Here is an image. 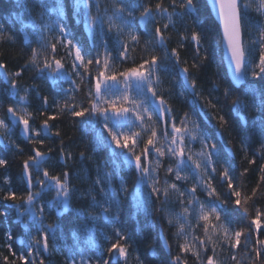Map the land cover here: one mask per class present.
I'll return each instance as SVG.
<instances>
[{
    "label": "snow or ice",
    "instance_id": "obj_1",
    "mask_svg": "<svg viewBox=\"0 0 264 264\" xmlns=\"http://www.w3.org/2000/svg\"><path fill=\"white\" fill-rule=\"evenodd\" d=\"M208 3L215 12L218 29L222 30L220 44L225 50L222 63H227L234 84L247 82L244 95L251 97V107L257 112L253 125L259 129L261 139L260 149L257 151L261 154L260 158L264 159V24L254 25L248 17L251 8L248 0H206L205 6ZM16 6L21 9V14L15 20L23 23L27 19L25 27L39 29L33 33L38 47L31 49L28 61L14 72H8V64L0 61V78L10 85L5 93L12 97L18 96V82L9 77L19 78L24 71H33L36 79L50 82L53 89L57 90V96L53 97V107L60 114H67L74 122L93 129L102 126L95 141L111 153L110 161L97 165V179L93 186L99 187L100 199H97L94 190L80 192L77 196V199L87 198L90 202L87 211L76 210L74 213L76 219L83 223L69 229L68 234L73 243L63 245L64 264H121V261L127 264L130 236L121 226V194L127 193L128 188L124 182H121L118 189L112 186L113 177L122 168H127L133 174L137 212L151 214L153 211H162V208H155L154 205L157 202L167 204L170 197L178 196L183 211L176 216L177 231L173 235L178 242L183 240L178 243L179 252L193 257L194 264H218L215 246L212 248L213 254L207 255L208 245H215L217 242L221 245L226 243L232 261L239 264L237 249L248 253L253 233L256 235V243L251 248L255 253L252 264H264V239L260 238L264 234V213L257 210L255 217L250 219V225L237 229L233 227L234 221L229 216V210L224 207L229 203L236 209L243 206V216L248 217V202L264 190V163L259 165L260 180L249 195L243 184L237 183L232 162L223 157L228 144L232 142L233 125L224 114L220 96L211 94L223 87V98L231 99L230 111L238 117L247 105L237 94L238 89L231 85L224 86L220 80H213L209 96L202 97L197 87L198 78L191 75L187 61L183 62L185 66H180L182 61L177 48H172L169 53L168 38L164 35L169 27H176L173 17L182 23L187 16L195 24L201 8L200 0H171V12L164 6V0H157L154 9L145 0H111L110 6L103 7V11L101 0H16ZM69 7L72 8L74 22L78 26L82 24L92 37L91 48L94 52L81 46L69 30L66 22ZM177 8L179 12L176 11ZM256 12L264 17V0H259ZM33 13H36L35 17ZM165 17L168 23L162 28L158 21ZM137 21L139 28L148 37L144 42L145 49L151 46L153 53L163 50L162 56L152 54L145 58L142 51L138 64L130 57V50H135L140 44ZM252 27L258 29L259 37L253 41V44H258V48L250 49L245 44L244 37ZM3 32V25L0 24V38ZM46 32L54 35L49 38L45 35ZM27 38L25 34L24 39ZM110 38L114 39L117 55H113L108 48ZM188 39L185 27L180 40L183 42ZM202 39V34L194 28L190 35L194 46L191 68L197 71L208 59L206 51L201 56L204 47ZM9 40L15 42L11 36ZM179 47L183 48L184 44L181 43ZM256 53L258 59L254 60ZM130 59L133 66L126 67ZM69 60L70 70L65 66ZM169 64L177 69L172 81L175 83L177 78L180 80L176 85L180 91L175 95L183 98L191 109L180 117L179 124L172 108L157 91V85L161 82L159 73L169 71ZM249 77L251 82H248ZM64 83L68 87H63ZM23 91L25 96H20V101L25 100L29 89L25 88ZM35 91L37 98L43 101L39 114L45 116L49 98L47 95L41 98L39 89ZM5 93H0V96ZM77 93H83L86 97L87 107L84 106V101H76ZM60 98H63V107ZM202 99L206 100V108L198 105ZM212 109H216L219 115L211 114ZM200 114L209 117V124L216 121L219 129L216 125L207 129L197 119ZM5 119L21 125L23 140L33 147L29 150L27 159L22 162L21 181L24 191L18 192L12 186L9 175H4L0 183V218H3L0 225L8 222L11 216V222L3 228V245H0L7 249L8 254L0 253V261L2 264H46L53 251L61 250V238L57 233L62 232L64 214L73 211L70 203L77 190L71 185L69 171L63 170L52 175L43 165L52 159L50 154L54 151L59 152L58 162L65 166L73 157L71 153H65L62 141L58 150L52 147L47 151L43 150L46 140L60 136L59 130L53 132L49 124V121L57 119V115H46V119L36 128L30 123L31 114H28V118L25 115L17 117L15 106H9ZM5 119H0V129H7ZM241 127H247L246 118ZM225 128L229 130L230 139L221 146ZM5 134L11 140V133ZM195 142H199L201 147L198 152L193 153ZM241 145L247 153L248 145L243 139ZM3 147L16 153L24 151L14 141ZM84 159L85 153L81 152V162ZM166 159L168 166L163 168L164 178L161 180L160 171ZM109 162L112 169L105 170L101 178V168L106 169ZM247 163L253 165L257 160L249 159ZM8 165L9 161L0 156V168L7 169ZM248 172L249 168H244L240 176L243 177ZM189 181L191 186L185 187ZM225 183L227 192L223 193L220 188ZM144 188L149 189L146 196ZM53 191L55 196L51 200H43L45 193ZM198 192L205 194L208 199H198ZM37 203L40 204L39 211L36 210ZM46 209L47 215L53 217L48 224H45ZM97 209L99 212L93 215ZM98 219L105 221L112 229L111 238L99 229ZM168 224L173 226L171 218ZM12 225H18L20 232H14ZM97 231L104 238L106 247H101L96 242ZM200 232L203 233L202 237ZM217 233L222 234V240H213ZM81 234L85 236L83 244L80 242ZM157 238L162 239L164 246L171 251L166 237H161L158 233ZM111 239L115 242H111ZM88 252L93 254L88 255ZM170 264H187V260L182 259V255H176L171 258Z\"/></svg>",
    "mask_w": 264,
    "mask_h": 264
},
{
    "label": "trees",
    "instance_id": "obj_2",
    "mask_svg": "<svg viewBox=\"0 0 264 264\" xmlns=\"http://www.w3.org/2000/svg\"><path fill=\"white\" fill-rule=\"evenodd\" d=\"M151 3V6L155 7L157 0H145V3ZM251 4V8L248 12V17L251 19L253 24H264V17H261L257 14L256 8L259 4V0H248ZM201 8L197 14V21L194 24L192 19L189 17H184L183 22L181 23L176 17H173V20L176 23V27H169L164 35L168 38L167 45L168 51L171 52L172 48H177L180 53V59L182 61L181 67L185 66L184 61H187V66L189 67L190 73L192 76H196L198 90L201 91L202 97L209 96V90L212 87L213 80H220L222 85L228 86L233 85L229 81L224 64L222 63V49L220 44V30L218 25L213 20L209 8L206 5L205 0H200ZM111 0H101V11L103 7L110 6ZM171 0H164V6L169 8V12L172 11L170 7ZM179 12V8L176 9ZM95 13V9H93ZM21 14V9L17 8L16 0H0V24L3 25V36L0 38V61L6 62L8 72H14L19 70L29 59L32 48H37L36 36L33 34L34 31L31 27H25L28 23L27 19L21 23L20 21L15 20V17ZM36 16V13H33V17ZM139 16V12H137ZM55 17L53 16V19ZM66 22L69 25V30L71 31L75 40L79 42L81 46L91 51H95L91 48L92 37L86 32L83 28V25H77L73 20L72 8L67 9ZM138 22V21H137ZM159 25L163 28L165 23H168L167 17L159 19ZM106 27V26H105ZM151 27V25H150ZM187 28V34L189 36L188 40L181 41L180 34L185 31ZM198 30L202 34V44L203 49L201 51V56L204 55V52H207L208 59L205 61L199 71L192 69L191 65L194 59V46L190 41L191 31L193 29ZM137 31L140 32V44L135 50H130V57L134 58L136 64L141 61V52L145 58L150 57L152 54L163 55V50H159L157 53H153L151 46L145 49L144 42L147 40V34L139 28L137 24ZM25 34L27 35V40L24 39ZM46 36L51 38L54 33H45ZM9 36L13 38L15 42L9 40ZM259 31L257 28L252 27L245 33V44L250 48H258V44H253L254 40H258ZM99 37H97V40ZM121 39H126V37H121ZM183 43L184 47L180 48L179 45ZM108 48L112 51L113 55H117L115 48V42L113 38L109 39ZM63 55V53H61ZM101 55L103 56V49H101ZM41 61L43 57H40ZM254 60L258 59V53L253 57ZM71 61H67L65 66L70 70ZM133 66V61L130 59L126 65ZM177 71L175 67L169 64V71L160 72V83L157 85V91L162 97L166 100L169 107L172 108L174 116L176 117V122L179 124V119L184 115L185 112H190L191 109L188 104L185 103L183 98L175 95L180 91V88L177 87L180 83L179 78L175 81H172L173 74ZM36 74L33 71H24L22 76L19 78L9 77L10 79H16L18 82L19 95L12 97L8 96L5 93V90L10 88V85L5 83L3 78H0V93H5L0 96V119H5L7 116V108L9 106H15L17 110V117L20 115H25V118H28V114H31L32 119L30 123L38 128L41 121L46 119V115H57V119L49 121V124L52 126V131L55 132L59 130V137H52L50 140L45 141L44 151H47L49 147L59 149L61 141L64 144L65 153H71L73 159L67 161V165L64 163L58 162L59 152L54 151L51 153L52 159L48 160L43 167L49 169L52 175H56L63 170H67L71 173V185L77 190L76 195L73 196L70 207L73 210L64 214L63 218V228L62 232L57 233V236L61 238V250L53 251L49 260L46 261V264H64L63 256V245L72 244V238L70 237L69 229H72L76 225L83 223L81 220H77L75 217L76 210H88L89 199H77V196L80 192L87 190H94L97 195V199H100V189L98 186L94 188L93 182L97 179V165H103L105 162L110 161L111 153L105 149L103 146L98 145L95 141L97 133L102 129V126H97L96 129H93L91 126L74 122L73 118L67 114H60L53 107V97L57 96V90L53 89L50 82L42 81L35 78ZM251 82V77L249 81ZM247 82L243 84L238 89V95H240L243 103L247 105L246 108L242 109L239 117L236 113L230 111L231 99L225 100L223 98V87H221L218 92H213L212 96H220L221 104L224 106V114L227 115L230 123L233 125L232 128V142L228 144V149L223 153L225 159H229L232 162L233 174L237 178V183H242L245 191L250 195L253 187H256L258 181L260 180L259 165L264 163V159L260 158V136L259 129L254 128L253 120L257 116V112L251 107V97L244 95ZM63 87H68L66 83L63 84ZM28 88L29 92L26 95L24 101H20V96H25L23 89ZM235 88V87H234ZM36 89H39L40 97L47 95L49 98L47 113L45 116L39 114V109L42 106V99L37 98ZM61 99V107H63V98ZM76 101H84V106H88V102L83 93L76 94ZM200 107L206 108V100H201L198 102ZM211 114L219 115V112L216 109L210 110ZM246 118L247 127H241L242 121ZM83 119V118H79ZM197 119L205 125L207 129H211L213 125H216V128L219 129V125L216 121H212L209 124V117L203 116L200 114L197 116ZM7 124V129H0V156H4L8 161L9 165L7 169L0 168V183H2L3 176L9 175L11 177L12 186L18 191H24V185L21 181V171H22V162L24 159H27L29 155V150L33 145H29L26 141L23 140L20 133L21 125L14 124L11 120L5 119ZM170 131V128H169ZM6 132L11 133V140ZM106 135V134H105ZM224 141L220 142L221 146L228 143L229 130L227 128L223 129ZM248 145L247 153L242 149L241 140ZM18 143L24 151L22 153H16L14 150L8 151L5 150L3 145H7L10 142ZM36 147H39L38 145ZM199 142H195L193 145V153L200 150ZM85 153V159L83 162L80 160V153ZM255 154V157H254ZM255 158L257 163L253 165H248L247 161L249 159ZM168 166V160L166 159L162 165L160 171L161 180L164 178L163 168ZM244 168H249V172L241 177L240 173ZM112 165L109 162L107 168H101L99 173L100 177H103L105 170L111 171ZM222 170V169H219ZM121 182L126 183L128 192L122 193V211H121V226L126 230L130 236L129 251L127 256V264H170V260L173 256L182 255V259L187 260V264H194V258L188 254H181L179 252L178 243H182L181 239L179 242L176 237L173 235L177 231L175 226V219L178 214H182V208L179 204L178 196H172L169 198V203L160 204L157 202L154 207L162 208V211L155 212L151 214L145 213L143 211L137 212L135 207V195L136 187L133 181V174L127 168H122L118 175L113 177L112 186L119 188ZM216 183H219V176L216 177ZM185 187L191 186V181L184 185ZM220 191L223 193L227 192L226 183L220 188ZM149 192V189L144 188L143 193L146 196ZM198 199L207 200L208 197L198 192ZM55 196V192L45 193L43 200H51ZM40 204L37 203L36 210L39 211ZM225 208L229 210V216L234 221L233 227L240 228L247 225H250V219L255 217L257 210L264 213V190H261L256 197L248 202V217L243 216V206L240 209H236L235 206L231 203L224 205ZM99 212V209L96 212H93V215H96ZM171 218L173 220V226H169L168 220ZM3 218H0L2 220ZM27 219V218H26ZM53 217L47 215L46 209V219L45 224L51 223ZM214 219V218H213ZM262 221H264V216H262ZM11 222V216L9 221L3 225H0V245H3V228ZM193 223L195 220L193 219ZM99 229L104 232L105 235L112 237V229L107 226L106 222L102 219L97 220ZM14 232L19 233L20 227L18 225H12ZM160 234L161 237H166L167 242L171 245V251H169L163 244L162 239L157 238V234ZM199 235L202 237L203 233L200 232ZM223 239L221 233H217L213 236V240ZM261 239H264V234L260 236ZM85 236L80 235V242L83 244ZM191 240V237H189ZM96 242L101 245V247H106L104 238L99 234V231L96 233ZM111 242H115L114 239H111ZM256 243V235L253 233L251 237V245L249 246L248 253L237 249L239 264H252V260L255 257V253L251 251L252 245ZM151 245V247H150ZM216 248V260L218 264H234L231 259V253L227 248V244L221 245L217 242L215 245L209 244L207 255H212V248ZM18 250V249H17ZM0 253L7 255V249L0 247ZM88 255H92L93 252H88ZM106 254V253H105ZM250 254V255H249ZM139 257V259H138ZM11 258V257H10ZM2 264V261H0ZM121 264H125L124 261H121Z\"/></svg>",
    "mask_w": 264,
    "mask_h": 264
},
{
    "label": "water",
    "instance_id": "obj_3",
    "mask_svg": "<svg viewBox=\"0 0 264 264\" xmlns=\"http://www.w3.org/2000/svg\"><path fill=\"white\" fill-rule=\"evenodd\" d=\"M205 1H206V0H205ZM207 6H208V8H209V11H210V14H211L213 20H214V21L216 22V24L218 25V22L215 20V12H214L213 9H211V7H210V3H208ZM137 24H138V22H137ZM138 26H139V25H138ZM220 35L222 36V30H220ZM221 49H222V57H223V56L225 55V50H224V48H223L222 46H221ZM223 64H224V67H225V70H226L227 77H228L229 81L231 82V84L233 85V87H235V88H239V87H241L243 84H241V85H236V84H234V82L232 81L231 76L229 75V69H228V65H227V63H226V62H223Z\"/></svg>",
    "mask_w": 264,
    "mask_h": 264
}]
</instances>
